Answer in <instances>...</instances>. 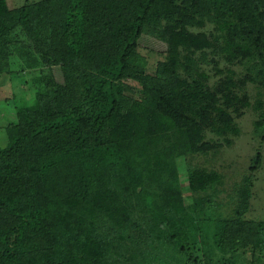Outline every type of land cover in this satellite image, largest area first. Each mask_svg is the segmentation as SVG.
<instances>
[{
	"label": "trees",
	"instance_id": "trees-1",
	"mask_svg": "<svg viewBox=\"0 0 264 264\" xmlns=\"http://www.w3.org/2000/svg\"><path fill=\"white\" fill-rule=\"evenodd\" d=\"M143 34L166 44L153 69ZM207 53L227 65L212 82ZM14 72L35 90L0 147V264H245L263 246L251 175L225 213L223 175L191 159L238 134L248 84L264 94V0H0V75Z\"/></svg>",
	"mask_w": 264,
	"mask_h": 264
},
{
	"label": "rangeland",
	"instance_id": "rangeland-1",
	"mask_svg": "<svg viewBox=\"0 0 264 264\" xmlns=\"http://www.w3.org/2000/svg\"><path fill=\"white\" fill-rule=\"evenodd\" d=\"M6 1L10 8H15L22 5L26 0ZM137 49L146 58L147 67L153 69L156 62L164 58L166 44L153 36L143 34L139 39ZM211 56H213L212 53H207V64L201 61L202 70L208 73L209 76L215 74V65L223 71L211 77L210 82L214 81L219 75H223L224 69L227 66L225 60L220 55L215 56L217 64L211 60ZM3 65L6 66L5 63ZM235 69L236 72H240L242 67L235 66ZM15 73L0 75V147H4L7 144L5 127L9 122L15 121V106L19 103V100L26 99L28 103L33 100L35 87L24 75L12 78L11 75ZM55 75L61 79L59 71L56 68ZM258 90L255 86L248 84L247 95L250 106L245 108L243 113L235 118L238 134L234 136L228 135L231 142L226 143L222 138H218L222 142V145L218 147L216 153L210 152L207 155H194L191 162L199 166L216 169L223 175V183L218 187L219 191L215 203L225 213L231 211L232 206L229 204L230 195L233 194L236 184L240 183L242 176L251 175L253 182L251 186V198L249 210L245 214V217L252 220L264 221V139L261 138L262 129H259L257 132L254 128V121L258 118L255 106L258 100L264 102V94L258 95ZM206 137L214 138L215 136L207 133ZM257 152L261 154V162L255 170H250L249 166L252 157ZM183 192L186 201H189L191 198L189 189L184 187ZM241 251L240 257L243 263L255 262L256 264H264V244L255 250L248 247Z\"/></svg>",
	"mask_w": 264,
	"mask_h": 264
}]
</instances>
